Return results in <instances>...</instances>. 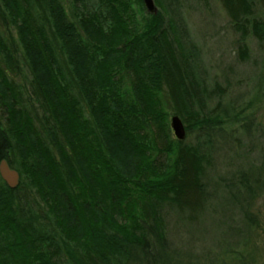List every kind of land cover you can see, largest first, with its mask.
Wrapping results in <instances>:
<instances>
[{
    "label": "trees",
    "instance_id": "trees-1",
    "mask_svg": "<svg viewBox=\"0 0 264 264\" xmlns=\"http://www.w3.org/2000/svg\"><path fill=\"white\" fill-rule=\"evenodd\" d=\"M69 2L0 0V159L19 173L0 178V264H168L162 208L201 209L206 157L167 110L185 132L218 123L177 0ZM220 2L263 38L255 0Z\"/></svg>",
    "mask_w": 264,
    "mask_h": 264
},
{
    "label": "rangeland",
    "instance_id": "rangeland-1",
    "mask_svg": "<svg viewBox=\"0 0 264 264\" xmlns=\"http://www.w3.org/2000/svg\"><path fill=\"white\" fill-rule=\"evenodd\" d=\"M61 1L71 17L69 0ZM171 10L194 47L205 113L218 123L185 132L206 157L205 194L194 213L163 206L168 264H264V36H243L220 0H177ZM250 19L264 25V0H255ZM1 31L16 38L12 28Z\"/></svg>",
    "mask_w": 264,
    "mask_h": 264
},
{
    "label": "water",
    "instance_id": "water-1",
    "mask_svg": "<svg viewBox=\"0 0 264 264\" xmlns=\"http://www.w3.org/2000/svg\"><path fill=\"white\" fill-rule=\"evenodd\" d=\"M144 7L149 13H156L157 7L154 0H142ZM170 128L178 140L185 138V127L177 115L170 117ZM0 178L9 188H15L19 184V173L16 169L10 167L7 159H0Z\"/></svg>",
    "mask_w": 264,
    "mask_h": 264
}]
</instances>
